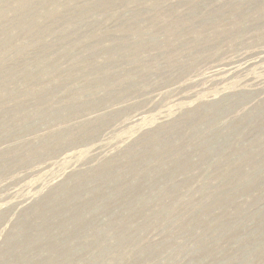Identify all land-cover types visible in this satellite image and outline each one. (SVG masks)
<instances>
[{
  "label": "rangeland",
  "instance_id": "rangeland-1",
  "mask_svg": "<svg viewBox=\"0 0 264 264\" xmlns=\"http://www.w3.org/2000/svg\"><path fill=\"white\" fill-rule=\"evenodd\" d=\"M262 47L264 0H0V264H264V60L211 74Z\"/></svg>",
  "mask_w": 264,
  "mask_h": 264
},
{
  "label": "bare ground",
  "instance_id": "bare-ground-1",
  "mask_svg": "<svg viewBox=\"0 0 264 264\" xmlns=\"http://www.w3.org/2000/svg\"><path fill=\"white\" fill-rule=\"evenodd\" d=\"M252 15L249 13H231L230 18H247L251 17ZM263 60L264 48L262 47L253 55H247L243 57L241 56V58L234 60L233 65L225 64V66L213 67L214 69L213 71H211V74L215 75L218 78L219 75L229 76L235 73H243L247 71V69L259 65Z\"/></svg>",
  "mask_w": 264,
  "mask_h": 264
}]
</instances>
